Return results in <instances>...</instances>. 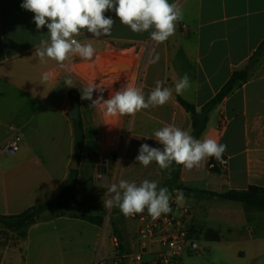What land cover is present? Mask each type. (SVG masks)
<instances>
[{
    "label": "crops",
    "instance_id": "obj_1",
    "mask_svg": "<svg viewBox=\"0 0 264 264\" xmlns=\"http://www.w3.org/2000/svg\"><path fill=\"white\" fill-rule=\"evenodd\" d=\"M22 2L0 0V214L18 213L49 200L66 184L76 157L70 116L72 88L80 93L78 111L88 140L76 166L79 179L81 173L92 168L87 182L92 187L94 184L93 188L107 191L120 180L139 185L146 179L159 186L165 170L154 161L147 167L136 162L139 146L147 143L161 147L154 132L170 124L191 133L190 113L177 96L200 108L235 68L244 65L264 38V0H169L179 5L183 19L176 23L174 35L160 44L151 39L152 29L134 33L114 12H105L115 20L110 34L95 37L82 30L74 37L94 48L93 57L79 64L97 61L104 49L129 53L136 58L135 65L143 56L137 81L131 74L124 82L127 87L141 89L146 99L157 80L173 90L163 106L126 114L125 128L123 115L113 116L109 132L107 118L111 115L81 99L83 84L73 70L79 65L75 63L77 55L62 64L37 57L36 48L49 34L46 26L37 31L34 13L21 8ZM45 73L49 74L47 81L43 80ZM118 73L111 71L104 78L122 79L124 73ZM184 74L189 76L190 87L177 95L174 88ZM68 79L75 85L67 86ZM119 90H123L122 84ZM116 91L112 85L105 88V93L93 92L92 98L102 95L108 99ZM87 119L96 126L93 132L88 131ZM15 133L21 134V140L17 151L9 154L5 146ZM204 138L227 145L222 155L227 159L226 166L217 160L220 173L211 172L208 163L212 157L191 170L182 165V185L215 192L264 186V55L248 79L210 111L198 139ZM92 150L97 151V157L89 156ZM171 193L175 216L193 228L203 238L200 244L209 249L198 254L182 251L183 264H264V209L196 191L184 193L178 206L176 191ZM184 207L190 209V215L183 212ZM115 208L117 216L120 211ZM115 217L102 225L70 216L43 219L28 228L25 238L0 227V264H94L96 260L114 264ZM119 226L123 246L134 252L138 247L136 231L130 233L122 221ZM207 229L215 231L218 238L207 239Z\"/></svg>",
    "mask_w": 264,
    "mask_h": 264
},
{
    "label": "clouds",
    "instance_id": "obj_2",
    "mask_svg": "<svg viewBox=\"0 0 264 264\" xmlns=\"http://www.w3.org/2000/svg\"><path fill=\"white\" fill-rule=\"evenodd\" d=\"M20 7L34 13L37 31L44 26L47 28L48 39L40 41L36 48L37 57L41 61L47 58L61 64L75 55L85 60L93 57V46L82 44L74 37L80 35L82 30L95 37L110 34L115 20L105 16V12H114L119 21L134 33L152 29L150 37L157 44L174 35L176 23L183 19L179 5L169 3V0H23ZM48 78L49 74L45 73L43 80L47 81ZM163 83L157 80L147 99L142 90L136 87L116 91L108 99L102 95L93 99L94 90L99 93L104 91L103 87L93 83L81 91V99L91 101L94 106L99 105L101 111L111 116L134 114L141 109L163 106L168 102L173 90L162 87ZM65 84L69 87L75 85L71 79L66 80ZM189 87V76L184 74L174 91L179 95ZM154 138L161 147L143 143L135 160L144 167L154 161L161 170L169 169L173 162L191 170L209 157L220 160L227 148V145L213 138L196 139L190 131L174 124L155 131ZM171 198L169 189L158 187L156 181L146 179L137 185L120 180L118 184L112 183L108 187L107 198L102 202L103 207H118L125 217L143 213L147 209L151 218L157 219L172 211ZM183 200V191L177 189V205Z\"/></svg>",
    "mask_w": 264,
    "mask_h": 264
},
{
    "label": "trees",
    "instance_id": "obj_3",
    "mask_svg": "<svg viewBox=\"0 0 264 264\" xmlns=\"http://www.w3.org/2000/svg\"><path fill=\"white\" fill-rule=\"evenodd\" d=\"M264 55V38L257 45L252 54L248 57L244 65L235 68L230 74L227 81L222 87L200 108H196L193 104L185 101L180 96L177 100L190 113L192 130L191 135L198 139L206 127L208 115L210 111L220 103L229 93L244 83L255 64ZM71 99V108L75 106L79 109V90L72 88L69 91ZM71 121L75 135V155L79 160L84 156V148L86 147L87 138L84 131L83 119L78 111L76 116H71ZM96 147V144L94 145ZM89 156H96L97 151L92 150ZM210 162L217 163V159L212 157ZM182 165H173L165 170V175L162 183L158 187H167L170 192L180 189L183 193H191L196 191L200 194H209L214 197L234 200L242 202L248 206L258 209H264V186L249 185L244 189H229L223 192L207 191V190H194L190 187L184 186L179 182V173ZM210 169L217 170L218 167L214 166ZM79 184L78 169L72 168L69 173L68 180L64 187L58 194L46 201L32 204L21 212L14 214H0V227L5 230H10L20 238H25L28 228L36 221L55 218L59 216L77 217L97 225H102L105 221V211L102 209L100 202L91 195L79 198L76 194L77 186ZM101 191V190H100ZM120 211V210H118ZM117 222H113V230L117 236L119 244L117 252H127L122 244V228ZM192 231L193 228H191ZM195 232V231H194ZM207 239H217L218 234L207 229L204 233Z\"/></svg>",
    "mask_w": 264,
    "mask_h": 264
},
{
    "label": "built area",
    "instance_id": "obj_4",
    "mask_svg": "<svg viewBox=\"0 0 264 264\" xmlns=\"http://www.w3.org/2000/svg\"><path fill=\"white\" fill-rule=\"evenodd\" d=\"M75 39V38H74ZM223 122V119L221 120ZM21 134L15 133L7 142L5 151L14 154L19 146ZM227 159L221 158L219 164L226 166ZM218 162H209L208 167L217 166ZM172 211L162 214L157 219H152L147 213L136 214L139 227L136 232L138 247L134 252H117L114 257V264H183L180 258L182 251L186 250L191 254H198L208 251V246L198 242L196 232L191 227L175 216L176 206L171 200ZM186 215H190L188 207L183 208ZM115 247L119 241L113 236ZM94 264H100L95 261Z\"/></svg>",
    "mask_w": 264,
    "mask_h": 264
},
{
    "label": "rangeland",
    "instance_id": "obj_5",
    "mask_svg": "<svg viewBox=\"0 0 264 264\" xmlns=\"http://www.w3.org/2000/svg\"><path fill=\"white\" fill-rule=\"evenodd\" d=\"M127 54H128V57H130L132 60H131V63L129 64V66H125V67L120 68V69H122L120 72L124 73L123 76H122V82H121L123 89H125L128 86L124 82L126 81V79L131 74H133L135 76V79L137 81V78H138L139 74L141 73V67H142V63H143V56H141L139 58L138 63L135 65L136 58L131 56L129 53H127ZM106 55L107 54L103 51L102 52V57L100 59L104 60L107 56H109V55H107V56ZM78 61H80V62H78ZM81 61H82V58H80L77 55L76 59H75V63L79 64V63H81ZM77 67H78V65H76V67L73 70H74L75 74L77 73L76 76L81 78V83L83 84V87H81V89L83 91L84 89L88 88L93 83L91 82L92 81L91 79L86 78L85 76H83L82 75L83 73H80ZM95 68L96 69H94V67H93V71H91L92 72L91 75L95 76L99 80H108V78H104V77L108 76L109 72L100 73L98 65L95 66ZM111 71H113V70H110V72ZM93 92H95V90ZM122 117H123L122 118V126H124V128H125V126L128 125V123H127L128 116L127 115H123ZM92 119L95 122H97L98 118L93 117ZM94 121H92V122H94ZM87 126H88V131H90V132H93L94 130H96V126L94 127L93 123L91 124V120L90 119H87ZM89 169L90 170H88L86 173L85 172L81 173V177L79 179V184L77 186L76 194H77V196L79 198L84 197V196H88V195H91V197H94L97 200V202H100V205H101L102 209L106 213L105 214V221H111L113 216L114 217L116 216L113 213V211H115L116 208L115 207H111V208L103 207V202L102 201L107 198V191L103 187L100 188V189H99V187L93 188L94 184H93V187H92V184L90 182H87L89 180V178H91V177L88 176V172L92 173L94 171V169H92V168H89ZM210 171L214 172V173L215 172L216 173H220V171H218V170L215 171V170H211L210 169ZM92 183H93V181H92ZM99 190H101V191H99ZM121 221H122V226H124V227L126 226V229L130 233H134L135 231L137 232V229L139 227V221H138V219H137V217L135 215L130 216V217H125L121 212H119V214L115 217V222L120 224ZM102 237H103V235H102ZM201 241H203V238L198 237V242L200 243Z\"/></svg>",
    "mask_w": 264,
    "mask_h": 264
},
{
    "label": "bare ground",
    "instance_id": "obj_6",
    "mask_svg": "<svg viewBox=\"0 0 264 264\" xmlns=\"http://www.w3.org/2000/svg\"><path fill=\"white\" fill-rule=\"evenodd\" d=\"M104 52L109 56L106 55L107 57L104 60H101L100 59L102 57V53H101L100 55H98L99 57L97 56V61L94 60V62L95 61L98 62V68L100 70V73L110 72V70L116 71L118 73V71L122 70L120 68L129 66V64L131 63L132 59L128 57V54L126 53L124 54L121 52L111 51L109 49H104ZM94 62L79 64L77 68L80 73L87 75L93 81L94 84H98L102 86L104 88V91L102 93H105L106 87L108 88L109 86L112 85L118 91L120 84L122 82L121 77L119 76L106 81H101L95 78L93 75H91L92 74L91 71H93ZM113 123H114V117L113 116L108 117L107 125L109 132H111L113 129Z\"/></svg>",
    "mask_w": 264,
    "mask_h": 264
},
{
    "label": "water",
    "instance_id": "obj_7",
    "mask_svg": "<svg viewBox=\"0 0 264 264\" xmlns=\"http://www.w3.org/2000/svg\"><path fill=\"white\" fill-rule=\"evenodd\" d=\"M78 113V110L75 106H73L70 110V116H76ZM78 159L77 157L74 158L73 163L71 164V167L74 168L77 166Z\"/></svg>",
    "mask_w": 264,
    "mask_h": 264
}]
</instances>
